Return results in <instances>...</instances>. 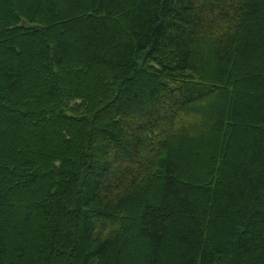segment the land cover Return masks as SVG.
<instances>
[{"label":"trees","instance_id":"16d2710c","mask_svg":"<svg viewBox=\"0 0 264 264\" xmlns=\"http://www.w3.org/2000/svg\"><path fill=\"white\" fill-rule=\"evenodd\" d=\"M0 264H264V0H0Z\"/></svg>","mask_w":264,"mask_h":264},{"label":"water","instance_id":"95a60500","mask_svg":"<svg viewBox=\"0 0 264 264\" xmlns=\"http://www.w3.org/2000/svg\"><path fill=\"white\" fill-rule=\"evenodd\" d=\"M20 28H21V29H25V28H27V23H26V22H23Z\"/></svg>","mask_w":264,"mask_h":264}]
</instances>
